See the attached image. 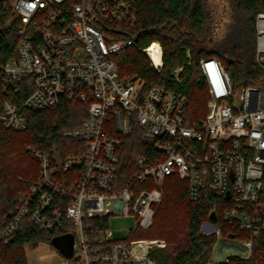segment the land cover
I'll use <instances>...</instances> for the list:
<instances>
[{
  "label": "built area",
  "instance_id": "2783aa9c",
  "mask_svg": "<svg viewBox=\"0 0 264 264\" xmlns=\"http://www.w3.org/2000/svg\"><path fill=\"white\" fill-rule=\"evenodd\" d=\"M10 4L21 20V39L18 59L0 65L3 90L16 96L23 86L30 94L20 104L4 101L2 125L24 131L25 111L51 110L63 99L80 102L87 115L80 126L64 130L65 138L79 142L60 165L47 152L26 147L38 163V176L19 193L12 219L0 228V240L29 222L59 237L72 236L76 264H159L151 252L164 249L166 241L116 239L110 218L133 216L138 227L149 229L163 200L165 179L177 175L188 182L191 201L205 189L227 201L223 221L250 235L248 240L235 239L241 246L232 249L236 256L249 258L264 230V13L256 17L260 82L235 91L219 59L202 60L209 113L189 126L182 116L184 95L161 86L145 89L137 76L120 77L115 57L136 46L130 32L140 20L137 0ZM143 52L160 73L161 44L155 41ZM182 71L175 70L176 80ZM136 129L152 151L138 156L135 171L119 179L124 140ZM206 226L208 234L221 235L216 224Z\"/></svg>",
  "mask_w": 264,
  "mask_h": 264
},
{
  "label": "trees",
  "instance_id": "16d2710c",
  "mask_svg": "<svg viewBox=\"0 0 264 264\" xmlns=\"http://www.w3.org/2000/svg\"><path fill=\"white\" fill-rule=\"evenodd\" d=\"M211 1L137 0L140 20L130 32V36L136 38V46L115 57L120 77L137 76L145 81V89L161 86L184 95L187 105L182 116L189 126L209 113L210 94L200 68L202 60L219 59L231 76L235 91L260 82L255 67L256 17L264 13V0H228V8L220 19L214 17ZM20 27V17L13 11L10 0H0V65L18 59ZM155 41L163 49L160 73L154 70L143 52ZM188 52L190 57H187ZM178 67H183V71L176 80L174 73ZM3 80L4 74L0 70V113L5 100L20 104L30 94L22 86L20 95H6ZM25 115L28 127L24 131L15 132L0 122V228L12 219L17 197L26 183L38 176V163L26 147L32 145L47 152L55 165H60L65 157L75 153L79 142L65 138L63 132L80 126L87 110L78 101L63 99L57 108L39 113L25 111ZM151 151L142 143L138 129L126 137L120 154L119 179L132 174L136 158L147 156ZM188 190L187 181L177 175L167 177L163 201L149 232L143 236L133 232L128 236V240L166 239L164 249L151 252L159 264H208L218 240L215 234H203L202 226L211 222L214 212L215 224L223 235L239 240L250 238L248 232L223 221L222 211L228 205L223 197L205 189L197 201H191ZM177 206L184 207L188 219L182 238L172 210ZM262 219L264 221V212ZM56 238H59L57 233L45 232L24 222L12 236L0 240V264H28L26 248L49 245L57 250L53 242ZM218 264H264V230L255 240L249 258L232 255Z\"/></svg>",
  "mask_w": 264,
  "mask_h": 264
},
{
  "label": "rangeland",
  "instance_id": "374dc122",
  "mask_svg": "<svg viewBox=\"0 0 264 264\" xmlns=\"http://www.w3.org/2000/svg\"><path fill=\"white\" fill-rule=\"evenodd\" d=\"M210 8H211V11L214 17H216V19H220L221 15H225L224 12L228 8V0H212L210 2ZM22 180L24 179H21V181ZM172 210L175 214V218H177L176 223L178 225V228H180V232H181L180 237L182 238L183 235L186 233L185 228H186L187 220H188L186 210L182 206H179V207L177 206L173 208ZM206 224L208 223L206 222L202 226V233L205 235H210L207 232L208 226H206ZM109 229L113 232L114 237L116 239H128L129 232L131 230H133L134 232H138L140 236L146 235L149 232L148 229L138 227L137 220L135 217L124 216V215L119 216V217L110 218ZM216 236H217L218 242L213 248L208 264H218L219 262L223 261L227 256L238 254V252L232 248H240L241 246V243L238 241H235V238L229 239L227 236L223 235L222 231H221L220 236H218L217 234ZM43 246L45 245H40L38 249H40ZM35 249L36 248L34 249H31L29 247L26 248L28 254L35 251ZM242 255L245 256L247 255V253L245 254L242 253ZM67 264H76V263L73 259H67Z\"/></svg>",
  "mask_w": 264,
  "mask_h": 264
},
{
  "label": "crops",
  "instance_id": "0c3cea01",
  "mask_svg": "<svg viewBox=\"0 0 264 264\" xmlns=\"http://www.w3.org/2000/svg\"><path fill=\"white\" fill-rule=\"evenodd\" d=\"M28 264H67V259L61 252L45 245L27 253Z\"/></svg>",
  "mask_w": 264,
  "mask_h": 264
},
{
  "label": "water",
  "instance_id": "95a60500",
  "mask_svg": "<svg viewBox=\"0 0 264 264\" xmlns=\"http://www.w3.org/2000/svg\"><path fill=\"white\" fill-rule=\"evenodd\" d=\"M230 192L227 193V198H229ZM216 213L214 212L211 216V222L212 224H215L217 218H216ZM54 245L56 249L61 252L66 258H72L73 256V242L74 239L72 236L67 235V236H62L59 238H56L54 241Z\"/></svg>",
  "mask_w": 264,
  "mask_h": 264
}]
</instances>
